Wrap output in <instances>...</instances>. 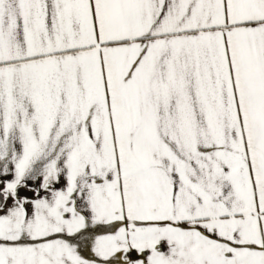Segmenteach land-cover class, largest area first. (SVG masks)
<instances>
[{"label": "snow or ice", "instance_id": "obj_1", "mask_svg": "<svg viewBox=\"0 0 264 264\" xmlns=\"http://www.w3.org/2000/svg\"><path fill=\"white\" fill-rule=\"evenodd\" d=\"M0 264H264V0H0Z\"/></svg>", "mask_w": 264, "mask_h": 264}]
</instances>
